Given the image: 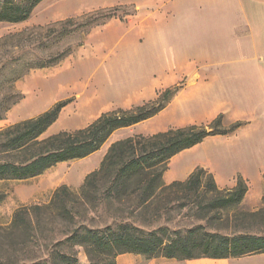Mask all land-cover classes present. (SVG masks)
Here are the masks:
<instances>
[{
  "label": "trees",
  "instance_id": "obj_1",
  "mask_svg": "<svg viewBox=\"0 0 264 264\" xmlns=\"http://www.w3.org/2000/svg\"><path fill=\"white\" fill-rule=\"evenodd\" d=\"M41 1L0 2V22L26 21ZM116 10L99 13L98 16L112 18ZM72 23L73 20L62 23L64 33L66 26ZM29 33L33 32L10 34L0 39V74L9 64L23 57L12 50H18V41ZM69 54L68 50L46 63L31 62L28 70L54 67ZM182 88V84L170 87L159 92L154 101L103 113L85 128L61 131L44 139L42 136L57 122L72 100L58 102L37 117L0 130V182L28 180L44 174L59 163L91 156L116 131L158 115ZM21 100L23 95L13 88L0 92V120H4ZM242 126L243 123L238 122L225 127L223 116L219 115L207 125L171 128L150 136L135 135L114 142L99 169L86 176L77 192L67 185H61L53 192L47 205L17 208L11 224L6 228L0 227V237L12 238V243L0 244V254L8 253V258H12L13 261L7 259V264H21L20 253L27 247H32V250L44 247L47 253L45 259L37 258L26 264H80L75 251L78 247L84 249L89 264H116L117 257L122 254L178 261L221 260L264 254V232L260 235L245 232L222 234L208 232L203 226L191 229L186 234L172 231L166 226L145 232L132 217L118 218L116 215L132 207L142 209L146 214L149 211L159 212L163 196L167 193L173 195L184 209H194L197 219L202 221H213L222 212L240 206L249 191L248 183L241 175H238L233 189H220L214 175L201 167L185 181H175L169 185L164 183V174L173 157L209 137L231 135ZM5 198L6 194L1 192L0 204ZM102 210L110 213V223L103 228L89 225L90 214ZM248 217L264 224V207L254 213H244L241 219ZM155 221V218H148L147 215L141 220L142 224ZM58 225H65L66 231H60ZM4 260L0 264H6Z\"/></svg>",
  "mask_w": 264,
  "mask_h": 264
},
{
  "label": "rangeland",
  "instance_id": "obj_2",
  "mask_svg": "<svg viewBox=\"0 0 264 264\" xmlns=\"http://www.w3.org/2000/svg\"><path fill=\"white\" fill-rule=\"evenodd\" d=\"M2 1L4 0H0V2ZM148 4H154L158 8L159 24L156 21H148L150 18ZM176 4L177 0L169 2L167 0H42L26 21L20 23L0 22V39L10 34L33 32L18 41L20 43L18 50H12L14 54L23 56L20 61L9 64L0 74V92L3 93V91L13 88L15 92L23 95V100L11 109L4 120H0V130L17 122L37 117L56 103L69 99L72 102L63 109L57 122L42 136L43 139L61 131L85 128L103 113L132 108H123L119 104L140 87L149 85L146 75H142L136 70L143 64L152 65L150 60L162 58L163 42L159 35L162 32V20L165 17L163 14L169 7L176 6ZM113 9L117 10L112 18L106 19L104 16H98L99 13H108ZM170 15L169 19L174 22L173 26H176L178 21L176 8L172 9ZM67 20H73L74 23L67 25V29L65 28L67 31L64 33L62 23ZM147 21L149 30L145 31ZM85 23L88 24L79 27ZM141 35H144V40L138 44L137 39L139 36L142 37ZM210 46L211 43L207 42L205 48L208 49ZM68 50L70 54L58 65L47 69L28 70L29 63H46L45 61L50 58ZM176 53L178 52L176 51ZM161 66L158 64L155 70L161 78H165ZM26 72H28L27 75L19 77ZM155 121L153 128H149L148 124H143L116 131L99 150L100 152L97 151L98 154L91 158L57 164L48 174L28 180L1 181L0 193H5L6 198L0 204V227L6 228L11 224L14 211L20 206L47 205L55 191L53 189L63 185V182L69 179V170L73 176L79 175L85 170L88 174L98 170L105 156L102 154L108 151L114 141L135 135L150 136L171 128L185 127L181 126L183 123L177 118ZM209 123L191 125H207ZM238 143L236 149L235 144L231 148H227L228 151L231 150V152H227V157L234 158L235 161L231 162L229 170L221 167L220 170L225 174H230L234 168L240 167L241 158H243V162H247L249 158L246 152L245 155L242 154L241 142ZM217 151L216 147H210L208 151L201 152L198 156L206 163L211 164L212 162L211 167L217 169L218 167L214 165L218 163L214 159V154ZM251 159L253 157L250 155ZM182 160L183 157L179 154L173 157L165 174L170 171L179 175L180 180L176 181H185L195 169L177 174L178 166ZM91 162L97 163L93 165ZM88 168L89 170H87ZM209 172L211 173V171ZM238 175L235 176V180ZM250 175L253 191L258 192L260 186L255 172L251 171ZM83 183L80 186L75 185L77 183L74 186L66 185L77 192ZM47 187L50 188L47 190ZM261 191L264 197V174ZM174 199L173 195L165 194L159 212L149 211L146 214L142 209L132 207L125 208L116 215L118 218L132 217L136 225L145 232L160 226L169 227L172 231H179L181 234H186L189 230L200 226H203L208 232L222 234L245 232L260 235L264 232L262 221L250 217L241 219L244 213H254L262 209L264 207L263 198L259 210L251 211L250 205L243 206L241 204L234 209L222 212L213 221L197 219L194 209L191 207L184 209ZM253 201L255 200L251 202ZM146 215L148 218H155L156 221L142 224L141 220ZM235 216L238 219H234ZM110 217V213L107 211H98L90 214L87 223L92 227L103 228L110 223ZM58 229L66 231V226L58 225ZM11 241L10 237H0V244L12 243ZM32 249V247H27L24 252L20 253L21 264L30 263L31 260L37 258H46L47 252L44 247ZM75 251L80 264H89V259L83 248L78 247ZM8 257V253L2 252L0 261L5 259L6 264L9 263L7 259L13 261ZM250 263V261L244 260L239 264Z\"/></svg>",
  "mask_w": 264,
  "mask_h": 264
},
{
  "label": "crops",
  "instance_id": "obj_3",
  "mask_svg": "<svg viewBox=\"0 0 264 264\" xmlns=\"http://www.w3.org/2000/svg\"><path fill=\"white\" fill-rule=\"evenodd\" d=\"M148 7V21L158 23V8L154 4H148ZM175 8L178 21L173 26L174 22L169 18ZM163 15L162 32L159 35L163 42L162 58L154 59L155 62L150 60L152 65L143 64L136 70L146 75L149 85L142 86L134 94L127 96L119 106L130 108L143 105L157 99L160 91L182 84L183 88L163 111L136 126L148 124L149 128H153L155 120L166 118L181 120V126L203 124L212 122L219 115L223 116L225 127L243 123L231 135L210 137L205 143L180 153L183 160L178 166L177 174L201 167L211 171L219 188L230 189L236 186L234 178L239 174L249 186L242 205H250L251 211L259 210L263 198L261 188L264 174V0H177L176 6L169 7ZM147 27L148 24L145 31L149 30ZM141 36L137 39L138 44L144 40V35ZM207 42L211 43L208 49L205 48ZM158 64L162 65L165 78H161L155 70ZM238 142L242 143V154L245 155L246 152L249 158L247 162H243L241 158L240 167L225 174L220 170L221 167L229 170L231 162L235 161L234 158L227 157V152H231L227 148L235 144L236 149ZM210 147L218 149L214 159L219 164L214 162V165L219 169L211 167L212 162L206 163L198 156ZM98 152L87 158L96 156ZM250 155L253 157L251 160ZM91 163L95 165L97 162ZM60 164L62 163L58 165ZM52 169L54 167L44 174ZM251 171L255 172L259 181L258 192L253 191ZM87 174L85 170L73 176L69 170V179L63 185L74 186L77 183L75 185L80 186ZM178 176L168 171L164 181L171 184L180 180ZM48 188L50 187L46 189ZM252 200L255 201L251 202ZM244 260L250 261V264H264V254L187 261L147 259L142 255L122 254L117 257L116 264H239Z\"/></svg>",
  "mask_w": 264,
  "mask_h": 264
}]
</instances>
